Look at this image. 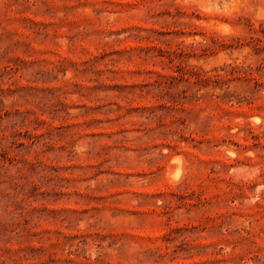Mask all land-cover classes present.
I'll use <instances>...</instances> for the list:
<instances>
[{
    "label": "rangeland",
    "instance_id": "rangeland-1",
    "mask_svg": "<svg viewBox=\"0 0 264 264\" xmlns=\"http://www.w3.org/2000/svg\"><path fill=\"white\" fill-rule=\"evenodd\" d=\"M0 264H264V0H0Z\"/></svg>",
    "mask_w": 264,
    "mask_h": 264
}]
</instances>
